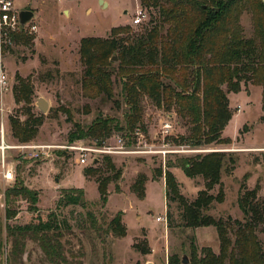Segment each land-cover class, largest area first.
I'll use <instances>...</instances> for the list:
<instances>
[{"label":"rangeland","instance_id":"obj_1","mask_svg":"<svg viewBox=\"0 0 264 264\" xmlns=\"http://www.w3.org/2000/svg\"><path fill=\"white\" fill-rule=\"evenodd\" d=\"M106 1L109 4L104 7L99 0H71L68 3L71 6L69 13L67 10L64 12L63 2L56 0H16L19 10H31L34 13L31 24L37 27V32L29 33L34 37L32 46L13 45L8 51L5 60L7 71L13 86L18 83L17 77L30 78L34 86L33 110L36 116L43 117V123L38 133L28 142L55 148H51V156L46 160L16 161V181L0 185V264H8L7 258L11 255V243H7L6 237L7 224L12 227L27 225L37 222V217L45 222L51 214H55L59 222L66 220L71 228L62 231V241L67 252L66 264H168L172 257L179 264H183L184 259L187 264H192L195 255L202 256L204 247L211 248L219 255L221 247L216 229L212 226L185 228L178 204L166 199L165 176L156 174L159 169L166 170L167 161L175 162L180 157H195L215 152L225 155L226 163L221 178L223 201L215 202L208 214L217 220L231 219L232 243L237 228L235 221L245 222V216L238 205L244 180L248 190L258 188V199L264 201V123L259 104L263 88L258 80L248 81L246 85L241 83L244 96L253 92L249 103L244 97L233 96L237 93L228 95L232 118L243 108L244 111L238 117L242 121L245 120L244 122L246 119L249 121L235 132L234 120L232 129L227 133L230 137L222 132V137L229 141L227 144L217 142L198 148L178 146L175 141H180L181 137L190 133V125L178 115L176 106L170 109H167V106L157 107L153 100L143 96L142 120L147 130V144L140 145L138 139L134 138L135 135L132 139H127V130L114 131L104 146L116 147L119 145V139H123L125 150L128 152L103 156L90 154L87 166L78 163V156L62 149L63 146L71 144L68 135L76 128L74 124L87 130L97 118L105 117L120 125L126 124L124 115L128 108L122 99V76H119L118 72L113 73L117 103L107 100L104 95H97L93 90L85 92V69L80 56L82 39L107 38L113 28L127 26L132 28L131 31L121 33L119 37L132 41L150 31L155 25L159 27V34L166 37V41L173 42L175 38V33H168L172 21L159 23L160 12L157 9H143L147 12V19L143 24L133 26L135 11L138 5L142 7L141 0ZM164 5L171 6L167 3ZM260 5L261 0H242V4L238 9H233L223 26L235 29L236 24L244 38L259 41L255 19ZM188 9H192L193 15L197 8ZM126 21L128 22L123 23ZM187 24H182L184 32L188 30ZM115 57L118 60L117 55L110 60L114 63L113 68L118 69L119 62L113 60ZM188 72L187 75L191 78L192 75ZM164 81L167 83L169 79ZM223 89L227 90L225 86ZM41 98L49 104L46 113L37 107V101ZM5 102L4 110H0V125L4 123L8 141L18 143L12 134L10 117L15 116L24 122L26 117L22 109L23 104L16 103L13 92L8 94ZM169 125L170 128L165 129ZM129 140L132 142L131 146L127 145ZM85 143L90 147L97 142L85 139ZM13 157L17 158L16 155ZM95 157L100 160L99 168L102 172L86 178L83 171L93 165L92 159ZM106 157L111 160L114 169L108 166ZM170 170L174 173L180 185V192L187 201L196 199L199 192L205 188L203 178H188L182 169L178 168ZM119 172L120 178L107 185L109 196L108 204L105 205L100 201L98 178L110 177L113 180ZM142 175L146 177V195L138 198L133 191V185ZM18 181H21L25 188L39 193L38 211H33L29 202L21 196L12 195L9 202H6V195L17 186ZM73 188L84 189L85 199L89 203L88 209L79 205L58 207L61 190ZM218 192L219 186L211 194L217 196ZM8 209L17 212L9 221L6 219ZM88 211L93 212L98 220L95 228L91 227L87 218ZM119 213H122V223L127 229L124 238L117 237L111 231L106 234L110 222ZM159 217L166 218V221H157ZM256 234L264 254V226H258ZM144 242H147L150 254H144L134 248L135 244L143 246ZM25 253L21 260L24 261L23 264H51L33 240L26 243Z\"/></svg>","mask_w":264,"mask_h":264},{"label":"trees","instance_id":"obj_2","mask_svg":"<svg viewBox=\"0 0 264 264\" xmlns=\"http://www.w3.org/2000/svg\"><path fill=\"white\" fill-rule=\"evenodd\" d=\"M165 3L171 6L166 7ZM240 4L242 0H141L143 9L153 8L160 12L159 23L172 21L168 33H175L173 42L166 41V37L159 34V27L156 25L132 41L119 37L121 33L131 31L132 28L127 26L113 28L107 38L82 39L80 56L85 69V92L93 90L97 95H104L107 100L117 103L113 73L118 72V75L122 76V99L128 111L124 115L125 126L107 117L97 118L87 130L74 124L76 128L69 133V141L74 143L91 139L103 145L114 131L127 130L125 137L132 139L137 129L146 136L141 98L147 96L157 107L167 106V109H170L176 106L178 115L190 125V133L181 137L180 141H175L178 146L198 148L217 142L227 144L229 141L222 137V132L232 119L228 95L241 92V83L246 85L252 80H258L263 88L261 119L264 123V2L258 7L259 12L255 19L259 41L244 38L236 24L235 29L223 26L233 9H238ZM189 7L197 8L193 15ZM183 22L188 23L186 32L182 27ZM12 40L16 46H32L34 37L22 32L12 34ZM114 55L118 56V69L113 68L114 63L110 60ZM188 71L192 75L191 78L187 75ZM164 79H169V82L166 83ZM17 81L13 87V95L17 104H23L26 120L21 122L15 116L10 117V126L13 137L18 142L27 143L42 127L43 117L36 116L33 110L35 94L31 79L17 77ZM224 86L227 90L223 89ZM134 138L136 139L135 136ZM127 145L131 146L132 142L129 140ZM105 160H108V166L114 169L111 160L107 157ZM225 163V155L222 152L195 157L185 156L175 162L167 161L166 170L159 169L156 174L165 176L166 199L178 204L185 228L212 226L218 232L220 254L217 255L211 248L204 247L202 256L195 255L192 264H264L262 246L256 234V228L264 226V201L258 199V188L248 190L245 180L240 188L238 205L245 216V222L235 221L237 228L234 243L230 239L231 219L217 220L208 214L215 202L223 201L221 178ZM99 164L100 160L85 169V177L101 173ZM170 168L182 169L191 179L203 178L205 188L199 192L196 199L187 201L184 198ZM120 175V172L117 173L113 180L110 177L98 178L101 203L108 204L107 185L118 180ZM145 182L146 177L142 175L133 185V191L138 198L146 195ZM218 186V195H212L211 192ZM12 195L23 197L33 211H38L39 193L25 188L21 181L6 195L7 203ZM87 202L84 189L73 188L62 189L57 204L59 208L79 205L88 209ZM16 214V211L8 209L7 221L12 220ZM121 216L122 213H119L110 222L107 235L109 231L119 238L127 235ZM87 218L91 227L95 228L98 220L94 213L88 211ZM36 220L37 222L27 225H6L7 243H11L8 264L24 263L21 260L26 254V243L29 240L38 244L49 263L66 264L67 252L62 241V231L71 229L68 222H59L55 214H51L45 222L39 217ZM134 248L144 254H150L147 242H144L143 246L135 244ZM168 264L179 263L172 257Z\"/></svg>","mask_w":264,"mask_h":264},{"label":"built area","instance_id":"obj_3","mask_svg":"<svg viewBox=\"0 0 264 264\" xmlns=\"http://www.w3.org/2000/svg\"><path fill=\"white\" fill-rule=\"evenodd\" d=\"M58 2H70V0H56ZM22 11L18 9L16 0H0V110L3 111L5 106V99L9 93L13 92V83L10 79L7 71L6 55L8 51L14 45L12 40V34L16 33H35L37 32V27L31 24V21L22 26L21 24V13ZM132 24L141 25L147 19V12L143 10L142 7H138L135 11ZM241 111V108H240ZM239 111V112H240ZM0 185L12 184L17 179L16 174V161L20 159H32L36 161H43L51 156V148H55L50 145H39L33 142L27 143H12L7 139L6 128L4 123L0 125ZM166 126L165 129H169ZM136 139H138L139 144H147V139L145 134L137 129L135 133ZM119 145L114 147L112 145H99L94 143L93 146H86L85 140L74 141L70 145L63 146L62 149L70 151L74 155L78 156V163L84 166L88 164V155L99 154L100 156L109 154H122L127 153L125 150V143L123 139H119ZM14 152H18L15 154ZM17 156L14 158L13 156ZM99 160L98 157L92 159V163ZM159 222H165L166 218L159 217L157 219Z\"/></svg>","mask_w":264,"mask_h":264},{"label":"crops","instance_id":"obj_4","mask_svg":"<svg viewBox=\"0 0 264 264\" xmlns=\"http://www.w3.org/2000/svg\"><path fill=\"white\" fill-rule=\"evenodd\" d=\"M71 1V0H70ZM100 1V0H99ZM105 3H106V5H108L109 4V2H107L106 0H103ZM138 2H139V0H138ZM67 3V4H66ZM69 2H63V8H65V11L64 12H66V10L70 13V10H71V6H69V4H68ZM138 7H140V5H138ZM137 7V8H138ZM125 12H127V11H125ZM128 13V12H127ZM128 21H126V22H123V23H127ZM244 94L245 93H243V92H239V93H237V94H233V96H235V97H244L245 99H247V101H248V103H249V100L250 99H252V97H253V92L251 91V95H248V93L244 96ZM230 100H231V97H230ZM259 100H260V102H259V104H260V106H261V109H262V106H263V104H262V92H261V96H260V98H259ZM244 111V109L243 108H241V111L238 113V114H235V116L231 119V121H230V123H229V125H227L226 126V128H225V130L223 131V135H225V136H227V133H228V131L230 130V129H232L231 127H232V123L234 122V120H236V122L234 123V125H233V127H234V129H235V132H237V131H239L243 126H245L247 123H248V121L249 120H247L246 119V122H244V121H242V120H240L239 119V114L240 113H242ZM262 112H263V110H262ZM257 123V122H256ZM243 125V126H242ZM261 125V124H260ZM242 126V127H241ZM262 126H264L263 124H262ZM227 137H230V136H227Z\"/></svg>","mask_w":264,"mask_h":264},{"label":"water","instance_id":"obj_5","mask_svg":"<svg viewBox=\"0 0 264 264\" xmlns=\"http://www.w3.org/2000/svg\"><path fill=\"white\" fill-rule=\"evenodd\" d=\"M264 2V0H262ZM100 4L101 6L103 5L104 7H106V3L103 0H100ZM21 24L22 26L29 23L31 20L34 19L35 15L31 10H23L21 13ZM114 61H118L117 58L115 57L113 59ZM48 106L49 104L47 103V101H45V99L41 98L37 101V107L39 110H41L43 113H46L48 110ZM98 161V160H97ZM96 161V162H97ZM183 264H187V261L184 259Z\"/></svg>","mask_w":264,"mask_h":264}]
</instances>
